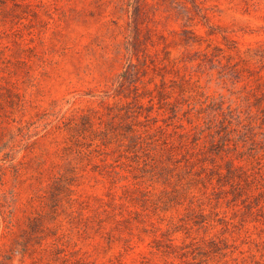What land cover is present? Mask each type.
<instances>
[{
    "label": "rangeland",
    "instance_id": "rangeland-1",
    "mask_svg": "<svg viewBox=\"0 0 264 264\" xmlns=\"http://www.w3.org/2000/svg\"><path fill=\"white\" fill-rule=\"evenodd\" d=\"M142 1L0 0L4 264H264V0L204 1L230 43ZM183 27L237 66L182 62ZM219 108L253 118L234 170L181 136Z\"/></svg>",
    "mask_w": 264,
    "mask_h": 264
},
{
    "label": "trees",
    "instance_id": "trees-1",
    "mask_svg": "<svg viewBox=\"0 0 264 264\" xmlns=\"http://www.w3.org/2000/svg\"><path fill=\"white\" fill-rule=\"evenodd\" d=\"M175 1L181 4V7L185 13H188L189 16L187 17L189 18L187 19H189L194 26L199 25L206 30L205 35L207 37L220 34L221 38L225 42L227 43L231 42L227 37V35H225V33L227 32L224 31L221 26L211 21L209 8H207L204 3L205 0L203 1L175 0ZM188 2L191 5V7L187 6ZM146 6H147V2L146 0H143L140 4L137 5V7H135L133 14L138 16L139 14L142 13L141 10H143V8H145ZM135 29L137 31L139 30L138 24L136 25ZM175 34L177 35V40H175L174 38V41H176V45L180 46L181 48H184L187 53H189L188 50L190 48H195V47L198 48V50H195L193 54L190 55V58L188 60H182V62H186V61L196 62V66L198 67H207L209 69H217V70H224V68L227 69L228 67L233 68L237 66V64L231 65V63L228 61L226 65L223 64L222 59H225L226 57L221 56L224 51L223 49L217 46L211 48V45L207 44V46L204 49H201L202 44L204 42H207V40H205L202 35L198 34L194 30L183 27L179 33H175ZM135 39L137 41L139 40L138 37H136ZM137 55L138 52H135L136 57ZM230 59H231L230 56L226 58V60H230ZM178 111L180 110L178 109ZM218 111H221L219 114V116L222 117L221 120L213 116L211 119L203 122V126L200 123H193L191 120H189L188 124L191 125L189 129H186L183 125H180L179 127L183 130L181 136L187 142H191L194 145L203 144L210 151L215 152L217 156H221V155L227 156L228 157L227 164L229 165V170H232L233 168H236L234 164V159H232L229 156L230 155L229 152L232 151L229 147L232 130L235 133H237L236 135H238L239 137L245 138L248 132H252L254 130L253 118L251 116H246L245 119H241L240 116L238 115L233 117L231 111L224 113L221 110V108H219ZM233 121L235 122L234 125H233ZM243 121L246 122L245 125ZM233 145H234L233 151H237V144L233 143ZM38 223H39L38 220L30 221L28 225L30 231L29 232L26 231V234L28 233L29 236L35 235L34 237L38 238L37 233L39 232L40 229V225H38ZM40 233L43 232L40 231ZM53 237L55 238V240H58L55 234H53ZM26 243H28V241ZM38 243L40 244V242ZM63 252L64 250L59 247V252H57V254L59 255ZM0 264H4L2 260H0Z\"/></svg>",
    "mask_w": 264,
    "mask_h": 264
}]
</instances>
